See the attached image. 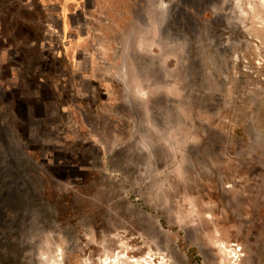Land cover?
I'll use <instances>...</instances> for the list:
<instances>
[{
    "label": "rangeland",
    "instance_id": "obj_1",
    "mask_svg": "<svg viewBox=\"0 0 264 264\" xmlns=\"http://www.w3.org/2000/svg\"><path fill=\"white\" fill-rule=\"evenodd\" d=\"M173 1L0 0V264H264V0Z\"/></svg>",
    "mask_w": 264,
    "mask_h": 264
},
{
    "label": "water",
    "instance_id": "obj_2",
    "mask_svg": "<svg viewBox=\"0 0 264 264\" xmlns=\"http://www.w3.org/2000/svg\"><path fill=\"white\" fill-rule=\"evenodd\" d=\"M192 0H174L171 5V18L170 24L164 26L163 33L167 35L169 39L176 38L178 31H181L182 27H185V21L192 26L194 25L192 21V13L186 8L190 7L188 4ZM175 9L177 10L175 12ZM191 20V21H190ZM199 62L191 60L189 57V62L187 64V75H190L191 72L196 70ZM1 125V124H0ZM3 132V133H2ZM0 133V137L3 134L4 140H0V177L1 182L7 185L12 189V195L16 190L22 191L23 195H28L27 189H31V178L30 170H26V166L29 162L25 157V147H19L18 140L15 136L12 135L11 131L3 129ZM32 165V164H31ZM30 165V166H31ZM29 166V167H30ZM33 192V191H32ZM34 210L32 207L29 208V213L33 214ZM22 216V209L17 208L12 210V216L6 214L5 220L7 224H12L13 226L19 225ZM6 237H9L6 235ZM14 239V237H12Z\"/></svg>",
    "mask_w": 264,
    "mask_h": 264
},
{
    "label": "bare ground",
    "instance_id": "obj_3",
    "mask_svg": "<svg viewBox=\"0 0 264 264\" xmlns=\"http://www.w3.org/2000/svg\"><path fill=\"white\" fill-rule=\"evenodd\" d=\"M175 39H176V38H175ZM184 40H188V39H187V38H184ZM124 78H125V77H124ZM124 78H123V79H124ZM124 80H125V79H124Z\"/></svg>",
    "mask_w": 264,
    "mask_h": 264
},
{
    "label": "crops",
    "instance_id": "obj_4",
    "mask_svg": "<svg viewBox=\"0 0 264 264\" xmlns=\"http://www.w3.org/2000/svg\"><path fill=\"white\" fill-rule=\"evenodd\" d=\"M59 7H61V6H59ZM62 8V7H61ZM90 9H92V8H90Z\"/></svg>",
    "mask_w": 264,
    "mask_h": 264
}]
</instances>
